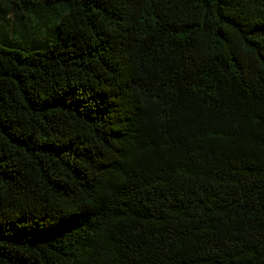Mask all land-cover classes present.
I'll return each mask as SVG.
<instances>
[{
    "label": "trees",
    "instance_id": "16d2710c",
    "mask_svg": "<svg viewBox=\"0 0 264 264\" xmlns=\"http://www.w3.org/2000/svg\"><path fill=\"white\" fill-rule=\"evenodd\" d=\"M0 264H264V0H0Z\"/></svg>",
    "mask_w": 264,
    "mask_h": 264
}]
</instances>
